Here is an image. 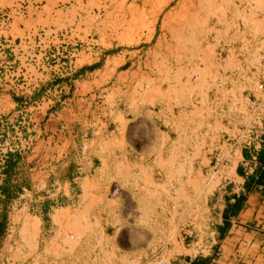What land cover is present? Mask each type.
<instances>
[{
  "label": "crops",
  "instance_id": "crops-1",
  "mask_svg": "<svg viewBox=\"0 0 264 264\" xmlns=\"http://www.w3.org/2000/svg\"><path fill=\"white\" fill-rule=\"evenodd\" d=\"M17 2L9 6L15 28ZM251 2L234 0L230 8L248 17L257 6ZM28 4L29 20L36 23L57 14L59 0ZM260 7L253 16L264 22V2ZM232 15L225 16V28L217 37L209 34L195 51L204 60L205 82L201 87L200 78L194 77L183 109L178 108V85L164 89L146 63H119L109 56L82 63L64 78L32 86L26 93L16 89L0 94V145L16 144L0 174V264L13 261L19 249L29 246L57 249L59 255L69 231L98 236L130 252L161 246V224L150 227L151 234L141 221L143 190L176 194L181 182L186 204L193 200L192 186L188 188L193 182V146L181 144L183 126L204 123L209 164L214 163L215 123L209 105L226 88H242L232 73L254 61L257 52L249 40L242 41L247 36L228 29ZM149 88L153 99L143 102L142 92ZM248 160L243 151L231 168L213 166L216 185L205 199V234L196 242L191 235L180 239L173 247L181 252L172 261L264 264V142L249 171ZM158 205V211L153 205L155 216L162 213ZM61 210L75 219L65 216L55 222ZM41 255L27 250L32 261Z\"/></svg>",
  "mask_w": 264,
  "mask_h": 264
},
{
  "label": "rangeland",
  "instance_id": "rangeland-1",
  "mask_svg": "<svg viewBox=\"0 0 264 264\" xmlns=\"http://www.w3.org/2000/svg\"><path fill=\"white\" fill-rule=\"evenodd\" d=\"M14 1L0 0V94L16 92V89L26 93L32 86L64 78L82 63L102 61L109 56L116 57L119 63H146L151 76L164 89L178 85L182 95L178 108L183 109L187 104L186 94L193 91L194 77L200 76L201 87L205 82L204 60L200 53L195 55V51L209 34L217 37L218 30L225 28L224 19L229 12L233 15L231 22L228 21L230 24L226 23L230 25L228 29L238 30L241 37L247 36L243 42L249 40L253 47L264 49V22L256 21L253 16L264 0H251V4L257 6L252 4V12L243 18L236 9L230 8L234 0H75V3L59 0L55 8L57 14L49 20L39 18L36 23L29 20L32 16L28 8L30 0H18V28L10 25L9 6ZM141 99L152 101V90L142 92ZM203 124L199 121L189 128L184 125L180 135L182 145L193 146V182L188 183V188L192 186L193 200L186 204L181 182L177 183L176 194L171 193L172 190H143L145 214L141 221L151 234L150 227L154 224H161L162 229L161 246L144 248L147 259L159 255L168 262L181 252L173 247L180 239L186 236L190 239L191 235V240L196 242L205 234L208 221L205 199L216 185L212 182L216 169L214 163L209 164L211 154L207 153L209 141ZM3 125L5 130V122ZM13 145L16 144H9L14 149ZM158 202L162 213L155 216L153 205L158 211ZM65 216L75 219L61 210L55 222ZM71 232H67L59 255L57 249L29 246L19 249L13 261L6 260L2 264H88L87 258L82 262L76 260L81 254L77 252L76 239L69 237L80 238L81 234ZM28 249L37 255L42 252L43 256L32 261L27 256Z\"/></svg>",
  "mask_w": 264,
  "mask_h": 264
},
{
  "label": "built area",
  "instance_id": "built-area-1",
  "mask_svg": "<svg viewBox=\"0 0 264 264\" xmlns=\"http://www.w3.org/2000/svg\"><path fill=\"white\" fill-rule=\"evenodd\" d=\"M256 49L254 61L237 66L232 73L242 88H226L222 97L209 105L216 126L211 130L214 165L231 168L247 151V171L256 166L264 142V49ZM13 150L0 145V174ZM69 238L76 239V249L81 254L76 260L87 258L88 264H189L183 260L165 262L159 255L147 259L144 253L130 252L98 236Z\"/></svg>",
  "mask_w": 264,
  "mask_h": 264
},
{
  "label": "bare ground",
  "instance_id": "bare-ground-1",
  "mask_svg": "<svg viewBox=\"0 0 264 264\" xmlns=\"http://www.w3.org/2000/svg\"><path fill=\"white\" fill-rule=\"evenodd\" d=\"M146 2H147V1H146ZM148 3H149V2H148ZM207 3H208V2H207ZM142 4H143V3H142ZM213 11H214V10H213ZM152 14H153V12H152ZM165 15H166V14H165ZM140 18H141V17H140ZM194 18H195V17H194ZM194 18H193V19H194ZM197 19H198V18H197ZM149 20H150V19H149ZM176 25H177V24H176ZM127 28H128V27H127ZM135 28H136V27H135ZM188 28H189V27H188ZM171 29H172V28H171ZM171 29H170V30H171ZM179 29H180V28H179ZM182 29H183V28H182ZM176 40H177V39H176ZM159 43H160V42H159ZM169 49H170V48H169ZM167 50H168V49H167ZM174 57H175V56H174ZM202 61H203V60H202ZM201 73H203V72H201ZM194 75H195V74H194ZM195 76H196V75H195ZM199 77H200V76H199ZM195 78H196V77H195ZM152 87H153V86H152ZM207 187H208V186H207ZM126 206H127V205H126ZM129 209H130V208H129Z\"/></svg>",
  "mask_w": 264,
  "mask_h": 264
}]
</instances>
